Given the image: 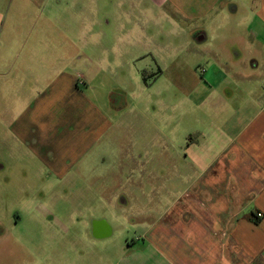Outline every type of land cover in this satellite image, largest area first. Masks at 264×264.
Listing matches in <instances>:
<instances>
[{
  "label": "crops",
  "instance_id": "obj_1",
  "mask_svg": "<svg viewBox=\"0 0 264 264\" xmlns=\"http://www.w3.org/2000/svg\"><path fill=\"white\" fill-rule=\"evenodd\" d=\"M108 1L0 0V19L3 14L5 19L23 16L21 9L27 2L47 7L51 18L54 10L51 27L35 29L37 44L74 50L62 63L22 57L1 74L5 162L10 148L24 149L39 164L37 168L28 165L29 170H40L55 180L51 193L69 179L68 172L97 140V131L103 132L108 124L101 104L91 98L100 77L116 73L118 64L78 54L79 50H101L107 42L103 23ZM228 2L233 12L243 11L246 42L232 45L222 61L215 56L209 59L188 94L195 107L167 105L162 123L147 116L152 132L146 142L150 146L147 164L153 166L149 177L159 176L154 170L157 157L163 165V185L160 190L152 185L146 193L161 191V201L132 204L130 224L118 229V234L102 215L80 220L72 213L67 219H53L58 230L52 240L67 241L72 249L51 253L52 264H264V0H205L202 10L177 9L192 22L207 13L219 15L220 9L225 12ZM9 25L14 29L7 37L10 45H26L21 36L25 27ZM3 33L4 23L0 37ZM206 39L200 27L191 36L197 45ZM191 50L201 58L208 54L195 47ZM8 61L0 57V64L8 65ZM37 63L61 67L45 83L37 80L38 75L33 77L37 81L27 85L28 71H35L30 66ZM159 80L157 76L153 85ZM167 81L171 83L172 77ZM155 128L160 129L157 136ZM155 147L161 152L156 154ZM69 225L81 228L80 233H69ZM80 243L88 247L76 249ZM36 254L40 259L35 264L47 263L49 254Z\"/></svg>",
  "mask_w": 264,
  "mask_h": 264
},
{
  "label": "rangeland",
  "instance_id": "obj_2",
  "mask_svg": "<svg viewBox=\"0 0 264 264\" xmlns=\"http://www.w3.org/2000/svg\"><path fill=\"white\" fill-rule=\"evenodd\" d=\"M204 1L106 2V19L103 26L107 31V42L101 50H79L78 54L94 59L109 58L118 64L116 73L100 77L99 88L92 93L95 97L91 98L101 104L108 124L103 126V132L97 131V140L73 166V170L68 172L66 178L69 179L57 184L52 193L50 185L55 184V180L43 176L40 170H29L28 165L33 164V167L37 168L39 164L36 166L33 163L35 159L24 149L20 151L10 148L7 151L8 163L5 162L7 141L3 140L6 122L3 121L4 115L1 112V74L2 69H8L13 60L22 57L44 60V63L50 60L62 63L68 57V52L74 54V50L50 46L46 48L37 44L35 29L39 26L44 29L51 27V21L55 19L54 10L51 18L50 9L48 13L47 7L32 6L27 2L25 8L21 9L23 16L13 14L12 18L5 19V14L2 15L0 28L4 23L5 34L0 37V57H7L9 61L8 65L0 64V264H35V261L40 259L36 252L49 254L44 262L52 264L51 253L70 252L72 245L67 241L59 244L51 238L58 230L56 222H52L55 218L67 219L72 213L74 218L80 220L91 215H102L112 223L115 234H118V229H126L130 224L134 210L132 204L136 206L145 205L149 200L161 201V191H156V194L146 193L152 185L157 190L163 185V165L161 160L157 162V157L154 170L159 176L149 177L153 166L147 164L146 150L150 149V146L148 147L146 142L152 132L147 128V116L152 115L158 123H162L164 107L167 105L195 107L194 98L188 97V94L189 91H194L195 83L206 70L209 59L215 56L222 61L228 57L232 45L238 43L243 46L244 41L246 42L243 11L239 7L238 12H233L231 6H228L230 2L226 3L225 12L221 13L220 9L219 15L207 13L192 22L180 16L178 7H195L202 10L204 8L201 4ZM9 24L25 27L21 36H25L26 45H10L7 37L12 35L14 29H11ZM198 27L207 35L205 42L200 45L191 41V36ZM45 40L49 41L47 38L43 39ZM193 47L208 54L201 58L191 50ZM30 67L35 71H28L31 75H28L27 85L37 80H43L42 83H45L44 79L51 76L61 65L37 63ZM143 71L147 72L143 75L147 84L142 78ZM38 75H41V78L34 80L33 77ZM157 76H160V80L153 85ZM171 77L172 85L167 81ZM177 114H180L179 109ZM186 119L188 117L183 121ZM155 129L157 136L160 129ZM154 151L157 154L161 149L155 147ZM133 191H136V194H133ZM121 199L126 203L121 204ZM78 203L91 205L92 209L77 207L82 206ZM68 228L69 233L81 231V228L75 225H69ZM62 232L60 230V233ZM128 233L131 234L132 231L129 230ZM85 247L88 246L80 243L76 249ZM16 251L22 252L21 256L18 257Z\"/></svg>",
  "mask_w": 264,
  "mask_h": 264
},
{
  "label": "trees",
  "instance_id": "obj_3",
  "mask_svg": "<svg viewBox=\"0 0 264 264\" xmlns=\"http://www.w3.org/2000/svg\"><path fill=\"white\" fill-rule=\"evenodd\" d=\"M144 74H145V72L142 73V78H143V81H144L145 83H147L145 76H143Z\"/></svg>",
  "mask_w": 264,
  "mask_h": 264
},
{
  "label": "flooded vegetation",
  "instance_id": "obj_4",
  "mask_svg": "<svg viewBox=\"0 0 264 264\" xmlns=\"http://www.w3.org/2000/svg\"><path fill=\"white\" fill-rule=\"evenodd\" d=\"M50 188H52V187H50Z\"/></svg>",
  "mask_w": 264,
  "mask_h": 264
}]
</instances>
